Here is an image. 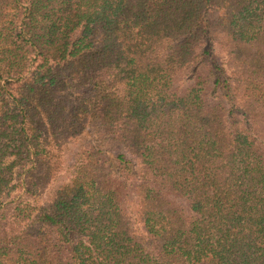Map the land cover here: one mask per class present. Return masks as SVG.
Wrapping results in <instances>:
<instances>
[{
	"label": "trees",
	"instance_id": "16d2710c",
	"mask_svg": "<svg viewBox=\"0 0 264 264\" xmlns=\"http://www.w3.org/2000/svg\"><path fill=\"white\" fill-rule=\"evenodd\" d=\"M14 189L0 264H264V0H0Z\"/></svg>",
	"mask_w": 264,
	"mask_h": 264
},
{
	"label": "rangeland",
	"instance_id": "374dc122",
	"mask_svg": "<svg viewBox=\"0 0 264 264\" xmlns=\"http://www.w3.org/2000/svg\"><path fill=\"white\" fill-rule=\"evenodd\" d=\"M216 54H219V50L216 48L215 50ZM189 77L187 71L185 73V76L183 77L184 80L188 81L187 78ZM202 93V97L206 102L211 101V93L208 89V84L207 86L204 88V90L201 92ZM83 142V140L77 142V141H68L65 140L64 138L60 140V149H61V153H60V157L59 159L62 161V165H61V176L60 179L64 180L67 176L68 173H66L67 171V167L71 164H73V162L75 161L76 157H77V152L79 149L80 144ZM27 165V164H24ZM27 167L25 166H16L13 170V174L16 176V178H18L20 176V174L23 173V171L26 169ZM17 194V190L14 189L9 195H6L4 197H2L0 199V202L5 203L6 201H9L8 198H12ZM38 194V195H37ZM37 194H27V195H23L21 196V199L23 201H27L29 203H35L38 199H40V193L37 192Z\"/></svg>",
	"mask_w": 264,
	"mask_h": 264
}]
</instances>
